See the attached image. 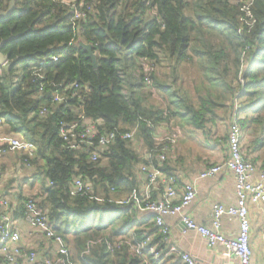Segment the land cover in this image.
Listing matches in <instances>:
<instances>
[{
  "label": "trees",
  "instance_id": "1",
  "mask_svg": "<svg viewBox=\"0 0 264 264\" xmlns=\"http://www.w3.org/2000/svg\"><path fill=\"white\" fill-rule=\"evenodd\" d=\"M12 2L13 11L0 20L1 52L8 58L0 77V119L15 136L37 146L35 157L29 159L30 169L43 168L49 185L33 198L47 213L52 229L73 246L74 250L67 248L79 264H86L83 257L87 264H143L127 245L114 254L99 243L91 246L88 255L84 252L90 241L98 239L158 234L154 214H141L137 199L125 205L119 202L127 196L139 197L138 165H157L156 159L146 160L132 141L120 138L102 152L97 163L84 150L64 149L59 121L68 118L62 107H52V91L40 92L29 85V70L51 56L58 57V63L45 70L48 80L78 82L85 97L83 112L100 122L101 132H130L138 126L136 138L149 150L159 125L175 129L176 113L170 106L162 110L143 105L145 96L139 97V90H153L145 78L158 88L157 66L162 62L173 69L176 82L179 68L198 62L210 89L199 95V105L184 97L180 112L207 136V123L216 118L212 114L218 108L226 107L229 115L236 111L243 133L258 136L252 151L257 152L264 145V0L253 1L255 22L250 25L242 21L240 8L231 0H0V14ZM68 7L85 16L73 21L76 12ZM79 42L93 46L97 68ZM128 58L140 69L136 80L126 67ZM43 106L52 108L46 118L39 116ZM223 141L227 143L226 136ZM20 157L19 164L25 167L27 157ZM161 168L173 172L168 163ZM79 176L93 184V196L72 193ZM26 201L19 210L22 216ZM158 236L152 245L166 248Z\"/></svg>",
  "mask_w": 264,
  "mask_h": 264
},
{
  "label": "built area",
  "instance_id": "2",
  "mask_svg": "<svg viewBox=\"0 0 264 264\" xmlns=\"http://www.w3.org/2000/svg\"><path fill=\"white\" fill-rule=\"evenodd\" d=\"M240 8L243 14L242 21L247 24L255 22L252 10L254 0H231ZM68 6H75L67 3ZM70 8V7H68ZM70 8L71 10H73ZM74 11V10H73ZM76 12V11H74ZM85 15L76 12L73 21L83 18ZM74 40L72 41V43ZM71 43V44H72ZM59 58L51 56L41 63L35 64L30 68L29 85L35 86L40 92L52 91V107H62L63 115L59 121V141L61 146L69 151L84 150L88 153L92 163H97L102 157V152L107 151L117 138L124 141L136 140L138 126L130 132L100 131L99 121L88 119L83 112L82 106L85 97L80 94L81 86L78 82H54L47 78L45 72L48 66L58 63ZM8 67V60L0 64V77ZM150 84V79L144 80ZM241 82L244 83L242 79ZM236 106V105H235ZM52 108L43 106L40 108L39 116L46 118ZM72 114H70V113ZM5 124L4 119H0V127ZM151 127L154 125L148 122ZM243 131L238 122L236 111L229 115V125L226 134L228 145V156L221 159V163H216L206 168L198 174L193 181H189L186 173L180 170L176 173H168L161 166L169 162V155L173 148L181 139L180 131L170 130L166 126L159 125L153 134L154 147L146 151V160L156 159L157 165L140 163L138 173L143 175L142 189L138 203L141 210H146L154 214L155 228L163 241L167 244L171 234L170 227L164 222L165 217H178L184 224V233L195 231L208 241V247L214 248L221 244L227 253L226 256L234 257L239 264H252V250L250 246L251 223L249 219V204H264V168H257L256 164L246 156V148L243 144ZM8 149L16 150L21 153L24 159V166L30 169L29 159L35 157L37 146L27 141L23 136H16L7 142ZM138 149V148H137ZM139 152H141L138 149ZM6 150H0V156ZM142 153V152H141ZM227 171L233 174L235 180V192L237 196L236 204L226 207L224 204L214 206L212 226L198 225L186 209L193 203L197 192L195 180H204L208 177ZM1 182V180H0ZM112 191H115L112 189ZM94 186L89 180H84L81 176L77 177L72 186V193H87L93 196ZM123 205L127 200L121 202ZM24 220L36 227L47 242H51L53 248L50 254L38 248H25L21 244L22 235L13 227V217L11 201L7 198L0 199V249L4 260L9 264H71L67 258L69 251L62 235L52 229L49 217L45 211L37 206L33 197H27L25 202ZM236 218L239 222V232L235 239L227 238L221 233V218L224 216ZM154 235L147 234L139 239L135 233L130 238H116L115 240L98 239L90 241L87 245L85 255L89 254L91 246L99 243L104 245L108 252L114 254L127 245L132 254L139 257L143 264H152L150 259L156 261L164 257L178 258L182 264H202L188 253L180 251L175 246L159 248L152 245ZM83 261L88 263L83 257Z\"/></svg>",
  "mask_w": 264,
  "mask_h": 264
},
{
  "label": "crops",
  "instance_id": "3",
  "mask_svg": "<svg viewBox=\"0 0 264 264\" xmlns=\"http://www.w3.org/2000/svg\"><path fill=\"white\" fill-rule=\"evenodd\" d=\"M148 89H151L149 85ZM229 120V114L227 115ZM210 126V125H209ZM211 127V126H210ZM228 130V128H227ZM226 130V134H227ZM10 131L7 124H3L0 127V150L7 144L11 139L6 142L4 140L5 134ZM180 131V130H178ZM13 134V133H12ZM243 143L246 148V156L253 160L257 168H264V145L258 149L257 152L253 151V142H258V136H250L249 134H243ZM14 137H16L14 135ZM12 137V138H14ZM224 138V137H223ZM187 140V139H186ZM188 141H191L189 139ZM188 141L179 142L170 153V160L168 165L173 169V173L182 171L187 174L189 181H193L200 172L210 166L221 163V159H225L228 156V145L223 144L220 140L217 144L219 145L218 151L214 152L210 145L205 144L202 140L193 142L194 146L188 144ZM192 142V141H191ZM134 146L138 148L144 156L146 155L145 148L143 147L144 142L142 139L134 141ZM255 146V144H254ZM198 147L201 149L202 154L199 155L194 153V148ZM176 153L174 154V152ZM2 156V155H1ZM0 156V174L1 180L6 181V185L1 186L0 199L7 198L11 200L13 227L18 230L22 235L21 244L25 248H38L43 252L50 254V249L53 248L51 242H47L42 233L34 226L28 224L24 220V216L21 215L20 211L23 208L24 201L28 196H38L42 193L43 189H39L36 184V180H32L33 174L38 173L37 168L26 170L25 167L20 166V156L13 159L12 165L8 163L10 160L1 158ZM145 158V157H144ZM15 167V168H14ZM16 172H15V171ZM16 176H24L26 182L30 183L31 192L24 194L22 186L15 180ZM139 180L143 181V175L138 173ZM196 198L193 203L186 209L187 213L191 218L198 224L203 226H212L214 206L216 204H224L226 207L233 206L236 204L237 196L235 192V180L232 173L223 171L215 176L208 177L204 180H195ZM142 189V186H141ZM23 197V201H21ZM140 197V194H139ZM136 196H127L122 199L127 200V203L132 199H137L136 203L140 209L138 198ZM141 210V209H140ZM148 213L152 215V212L141 210V214ZM249 219L251 223L250 233V246L252 250L251 263L252 264H264V204H249ZM164 222L170 227L171 234L169 236L168 248L170 246L177 247L180 251L188 253L191 257L197 259L202 264H239L238 260L231 256H226L227 251L221 244H217L214 248L208 247V241L206 238L201 236L195 231H188L184 233V224L178 217L167 216ZM239 232V222L236 218L224 215L221 218V233L227 238L235 239ZM158 233V231H157ZM159 234H154L158 237ZM67 240H65L66 242ZM67 247L69 246L66 242ZM166 247V250H168ZM71 250V249H70ZM69 251V259L71 264H79L76 254ZM68 257V258H69ZM163 264H182L178 263L175 258L164 257L162 260ZM0 264L6 263L0 249Z\"/></svg>",
  "mask_w": 264,
  "mask_h": 264
},
{
  "label": "rangeland",
  "instance_id": "4",
  "mask_svg": "<svg viewBox=\"0 0 264 264\" xmlns=\"http://www.w3.org/2000/svg\"><path fill=\"white\" fill-rule=\"evenodd\" d=\"M126 67L129 68L130 72L133 75V79L136 80V78H138L139 76L140 69H138V65L135 64L134 59L128 58L126 61ZM168 67L169 65L166 62H162L159 66H157V74L159 75L161 80V82H158V88H154L155 86H153V83H151L150 80V85L152 84L153 88L152 91L145 89L141 91L139 90V97L145 96L144 101H142L143 105L145 107L154 106L156 109L162 110L170 106L171 109L176 113V119L173 122V128H175L176 130H180L181 139L179 142L188 141L189 139H191L192 142L188 141L187 143L194 146L193 142L202 140V142H205V144H208L210 142V145L214 152L218 151L219 145L217 143L220 140H222L223 142V139L226 136L225 132L229 125V120L227 118V115L229 114L228 109L226 107H221L212 114L216 115V118L213 120V122L207 123V128L210 132L209 134H207V136H205L204 133L200 132L191 123V121L188 119L189 117H184L182 114L183 112H180L182 109L180 108V106L183 104H181V100L184 97L188 96L195 102L196 105H199V95L206 93L207 90L210 89L209 86L211 85L209 84V82H206L204 80L202 71L200 69V64L198 62H194L193 64L185 65L179 68V78L177 79V82L175 81L177 75H174L172 72L173 69L171 70ZM165 88L169 89L166 90ZM151 92L153 94L152 96H149ZM14 135L15 134H12L10 131H8L4 136L5 142L8 139L14 137ZM245 145L246 143L244 144V147ZM5 150L6 153L3 154L1 158L4 157L5 161L10 160L8 164L11 166L13 159L17 157L18 154L19 156H21V153L19 151L8 148H5ZM193 151L194 153H197L199 155L202 154L201 149L198 147H195ZM175 153L176 151L174 152V154ZM24 169L26 170V172L27 170H29L28 168ZM37 171L38 174L36 177V184L39 189H43L46 185H49V178L45 175L43 168L37 169ZM15 180L21 184L24 194L33 193L31 192L32 190L30 183L26 182L24 176H16ZM2 185L3 187L6 185V181H4V179H2L0 182V189ZM122 201H124V199L119 200L120 203ZM72 249L74 250L73 247Z\"/></svg>",
  "mask_w": 264,
  "mask_h": 264
},
{
  "label": "water",
  "instance_id": "5",
  "mask_svg": "<svg viewBox=\"0 0 264 264\" xmlns=\"http://www.w3.org/2000/svg\"><path fill=\"white\" fill-rule=\"evenodd\" d=\"M13 9H14V2L11 3L10 8L9 10H7V12L0 14V20L6 18L13 11ZM78 45L80 48H82L87 52L89 58L93 62L94 67L97 68L98 66L97 57L93 51V46L91 44H86L84 42H79ZM1 48H2V43L0 44V64L8 60V58L2 54Z\"/></svg>",
  "mask_w": 264,
  "mask_h": 264
}]
</instances>
